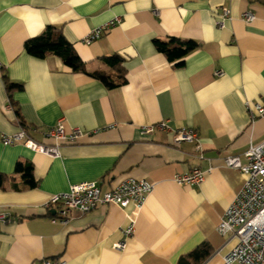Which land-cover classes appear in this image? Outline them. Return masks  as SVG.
<instances>
[{
  "label": "crops",
  "instance_id": "crops-1",
  "mask_svg": "<svg viewBox=\"0 0 264 264\" xmlns=\"http://www.w3.org/2000/svg\"><path fill=\"white\" fill-rule=\"evenodd\" d=\"M223 8L229 17L219 26ZM246 11L253 21H244ZM109 21L100 37L84 41ZM49 25L87 71L116 79L102 57L119 55L125 82L108 88L55 54H28L26 40ZM170 36L198 45L181 65L154 44ZM5 78L20 87L8 92ZM247 101L264 103V0H0V135L23 127L50 144L43 134L60 118L67 131H83L62 142L58 156L0 141V210L9 214L0 223V264H192L186 255L198 246L210 251L199 264H223L235 240L216 227L244 181L223 159L245 163L250 142L264 140V115L252 119ZM159 122L168 128L142 131ZM180 127L196 131L201 157L196 141L174 143ZM17 160L31 162L34 187L14 173ZM194 167L207 171L199 185L173 180ZM125 177L154 183L126 239L132 205L74 212L66 225L51 221L56 206L45 205L52 195L81 181L107 191Z\"/></svg>",
  "mask_w": 264,
  "mask_h": 264
},
{
  "label": "built area",
  "instance_id": "built-area-1",
  "mask_svg": "<svg viewBox=\"0 0 264 264\" xmlns=\"http://www.w3.org/2000/svg\"><path fill=\"white\" fill-rule=\"evenodd\" d=\"M228 17L229 9L223 8L218 25L223 26ZM242 18L245 22H251L255 16L250 11H246ZM115 20L119 21V18ZM112 24L113 21H109L92 29L84 41L90 43L97 39ZM216 74H220V71H217ZM246 104L252 119L264 115V103L251 104L247 101ZM155 127L168 128L164 122H159L156 125L144 126L142 131L152 133ZM82 134L83 131L79 128L67 131L63 118H60L53 127L43 134L45 139L52 141L50 144L32 139L23 127L12 134L2 133L0 141L4 145L22 143L34 151L58 156L62 142H75ZM173 135L174 143L197 140L196 131L188 127L173 130ZM201 150L200 143L196 141L195 151L200 157ZM244 156L245 163H242L237 155H228L223 159L226 166L236 168L244 175L241 188L224 210L216 227L220 234L227 236V240H235L233 246L222 256L223 264H264V140L258 143L250 142ZM206 172L194 167L189 171L176 173L173 180L179 185L195 186L204 180ZM153 188L154 183L145 178L135 177H125L107 191H102L95 181H81L71 184L65 192L52 195L45 206L47 208L56 206L57 212L51 221L66 225L72 219L74 212L85 214L97 206L106 204H115L122 208L132 205V211L127 214L128 224L122 229V234L126 239L133 233L136 215ZM8 219V212L0 210V223ZM125 239L114 243L112 245L114 249L122 250L126 245ZM38 264L58 263L50 259H43Z\"/></svg>",
  "mask_w": 264,
  "mask_h": 264
},
{
  "label": "trees",
  "instance_id": "trees-1",
  "mask_svg": "<svg viewBox=\"0 0 264 264\" xmlns=\"http://www.w3.org/2000/svg\"><path fill=\"white\" fill-rule=\"evenodd\" d=\"M154 44L156 49L163 53L169 61L174 62L175 65H181L184 56L198 46L197 43L192 40H183L172 36L165 40L155 39ZM24 47L28 54L38 58H44L47 54H55L73 71L83 72L93 78L99 79L104 82L108 88L116 87L125 82V69L122 65L123 59L119 55L113 54L102 57V60L114 69L116 79L111 78V76L104 71H87L84 62L76 54L72 46L56 28L51 25L47 26L39 35L28 38ZM5 86L7 91L11 92L13 89L19 88L20 84L10 82L6 79ZM32 170L33 166L31 162L27 161L17 160L14 166V173H19L24 182L30 187L36 185ZM4 180L5 175L0 173V185L3 184ZM209 254L210 251L205 249V246H198L186 256L193 259L192 264H199Z\"/></svg>",
  "mask_w": 264,
  "mask_h": 264
}]
</instances>
